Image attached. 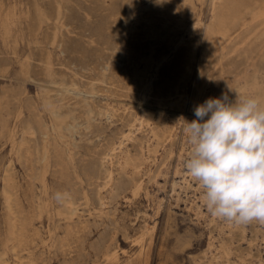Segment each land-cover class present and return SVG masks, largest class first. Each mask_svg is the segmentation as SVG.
Masks as SVG:
<instances>
[{"label":"rangeland","instance_id":"obj_1","mask_svg":"<svg viewBox=\"0 0 264 264\" xmlns=\"http://www.w3.org/2000/svg\"><path fill=\"white\" fill-rule=\"evenodd\" d=\"M168 1L16 0V11L3 13L0 88L10 84L21 88L25 97L36 102L47 131L36 164L22 162L19 142L27 110L22 105L12 113L16 123L12 142L9 148L0 146V251H7V261L0 264H17L20 255L29 257V253L18 250L20 245L31 251L35 264H258L259 258L264 260V224L236 226L211 216L203 206L202 190L183 164L190 153L184 120L195 119L197 105L222 93L231 99L236 94L244 98L256 96L264 104V17L248 22L236 34L212 36L217 40L213 41L205 31L206 23L215 15L211 0ZM8 3L0 0L2 12ZM192 23L195 27H191ZM48 39L52 45L47 47ZM12 58L17 62H12ZM51 78L72 81L75 85L64 86L68 92L61 91V86L52 83ZM44 86L54 91L47 94ZM109 107L117 109L112 119L106 116ZM143 113L142 125L137 124L129 133L131 138L125 140L132 161L124 169V177L133 174L132 184L143 181L140 194H131L129 190L101 206L90 197L88 182L82 174V159L99 160L101 148L118 144L123 134L129 132V124ZM54 141L64 153L63 164L56 162ZM8 165H12L10 171L21 185L23 211L32 220V225L17 239H11L12 228H4L5 213L1 210L3 175ZM64 178H73L85 195L89 210L82 211L80 207L83 215L79 226L59 221L57 209L63 203L56 201L55 194L66 183ZM59 239L63 240L64 248L60 247ZM98 241L100 244L103 241V251L118 253L117 258L105 261L96 248Z\"/></svg>","mask_w":264,"mask_h":264},{"label":"bare ground","instance_id":"obj_2","mask_svg":"<svg viewBox=\"0 0 264 264\" xmlns=\"http://www.w3.org/2000/svg\"><path fill=\"white\" fill-rule=\"evenodd\" d=\"M6 1V0H5ZM147 1V0H146ZM170 1V0H169ZM168 1V2H169ZM181 1V0H180ZM193 1V0H191ZM190 1V2H191ZM8 4L7 7L4 9V11L2 12L0 9V20L4 17L3 13L6 12V10L9 11H16V0H8ZM11 2L15 3V5H12ZM174 2V1H173ZM177 2V1H176ZM189 2V3H190ZM203 3V2H202ZM184 4V2H183ZM191 4V3H190ZM211 4L213 5L214 12V18L211 19V22L206 23V27L207 30L206 34L208 33L209 35V39H212V36H218V37H226L225 35H233L236 34L239 29H243L244 25L248 24V22L250 21H255L258 20L262 17H264V0H211ZM57 5V4H56ZM172 5V3H171ZM193 5V4H192ZM34 6V5H33ZM168 6V5H167ZM175 6V5H174ZM179 6V5H178ZM58 7V6H57ZM162 7V6H161ZM166 7V6H165ZM164 7V8H165ZM177 7V6H176ZM175 7V8H176ZM181 7V6H180ZM185 7V6H183ZM190 7V6H189ZM61 7H58V9ZM159 8L158 6L156 7V9ZM168 8V7H167ZM187 8V7H186ZM193 8V7H192ZM33 9V8H32ZM160 9V8H159ZM188 9V8H187ZM62 10V9H61ZM164 10V9H163ZM168 10V9H167ZM33 11V10H32ZM57 11V10H56ZM71 11V10H70ZM157 11V10H155ZM182 11V10H181ZM44 12V11H43ZM48 12V11H47ZM61 12V11H60ZM175 12V11H174ZM150 13V12H149ZM158 13V12H157ZM213 13V11H212ZM46 14V13H45ZM159 14H162V12H160ZM43 15V14H42ZM171 15V13H170ZM189 15V14H188ZM37 16V15H36ZM45 16V15H44ZM43 16V17H44ZM148 16V15H147ZM190 16V15H189ZM71 17V16H70ZM153 17V16H152ZM171 17V16H170ZM180 17V16H179ZM186 17V16H185ZM165 18V17H164ZM178 18V17H177ZM179 19V18H178ZM177 19V20H178ZM154 20V19H153ZM181 20V19H180ZM179 20V21H180ZM191 20V19H190ZM34 21V20H33ZM182 21V20H181ZM180 21V22H181ZM185 21V20H184ZM259 21V20H258ZM60 22V21H59ZM164 22V21H163ZM170 22V20H169ZM205 22V21H204ZM47 23V22H46ZM51 23V22H50ZM140 23V22H139ZM151 23V22H150ZM159 23V22H158ZM176 23V21H175ZM201 23V22H200ZM161 24V23H160ZM182 24V23H181ZM180 24V25H181ZM203 24V23H202ZM34 25V24H33ZM39 25V24H38ZM47 25V24H46ZM58 25V24H57ZM56 25V26H57ZM152 25V24H151ZM169 25V24H168ZM183 25V24H182ZM251 25V24H250ZM60 26V25H59ZM172 27V25H169ZM190 26V25H189ZM205 26V25H204ZM203 26V27H204ZM58 27V26H57ZM153 27V26H152ZM164 27V26H163ZM167 27V26H166ZM176 27V26H175ZM191 27H195V25H191ZM65 28V27H64ZM150 28V26H149ZM161 28V26H160ZM159 28V29H160ZM190 28V27H189ZM260 28H262L260 26ZM259 28V29H260ZM59 29V28H58ZM155 29V28H154ZM158 29V30H159ZM165 29V28H164ZM248 29V28H247ZM258 29V28H256ZM55 30V29H54ZM57 30V29H56ZM152 30V29H151ZM166 30V29H165ZM169 30V29H168ZM179 30V29H178ZM204 30V29H203ZM255 30V29H254ZM50 31V30H49ZM147 31V30H146ZM191 31V30H189ZM258 31V30H257ZM48 32V31H47ZM51 32V31H50ZM56 32V31H55ZM155 32V31H153ZM167 32V31H166ZM203 32V31H202ZM61 33V32H58ZM169 33V32H168ZM192 33V32H191ZM200 33V32H199ZM54 34V33H52ZM159 34V33H158ZM157 34V36H158ZM254 34V33H253ZM154 35V34H153ZM161 35V34H159ZM173 35V34H172ZM194 35V34H193ZM148 36V35H147ZM177 36V34H176ZM46 37L48 38V36L46 35ZM160 37V36H159ZM180 37V36H179ZM198 37V36H197ZM4 38V36L2 35V33L0 32V39L2 40ZM43 38V37H42ZM57 38V36H56ZM65 38V37H64ZM196 38V37H195ZM194 38V39H195ZM202 38V37H201ZM208 38V37H207ZM217 38V37H216ZM233 38V37H231ZM54 39V38H53ZM163 39V38H162ZM166 39V38H165ZM183 39V37H182ZM190 39V38H189ZM188 39V40H189ZM223 39V38H222ZM226 39V38H225ZM44 40V39H43ZM51 39H48L47 41L45 40V45L48 47L49 44H51L50 42ZM169 40V39H168ZM173 40V39H172ZM176 40V39H174ZM173 40V41H174ZM213 40V39H212ZM239 40V39H238ZM248 40V39H247ZM258 40V39H257ZM36 41V38H35ZM52 41V40H51ZM63 41V40H62ZM204 41V40H203ZM213 41H217V40H213ZM224 41V39H223ZM56 42V41H55ZM59 42V41H57ZM56 42V43H57ZM44 42H41V44ZM170 43V42H169ZM184 43V42H183ZM58 44V43H57ZM56 44V45H57ZM174 44V43H173ZM178 44V43H177ZM187 44V43H186ZM214 44V43H213ZM257 44V43H256ZM44 45V44H43ZM52 45V44H51ZM55 45V43H54ZM61 45V44H60ZM58 45V46H60ZM193 45V44H192ZM216 45V42H215ZM169 46V45H168ZM180 46V45H179ZM201 46V45H200ZM203 46V45H202ZM214 46V45H212ZM246 46V44L244 45ZM257 46V45H256ZM255 46V47H256ZM177 47V46H175ZM207 47H209V42L207 43ZM216 47V46H215ZM238 47V46H237ZM240 47V46H239ZM264 47V46H263ZM3 48V46H2ZM181 48V47H180ZM179 48V49H180ZM212 48V47H211ZM48 49V48H47ZM63 49V48H62ZM61 49V50H62ZM196 49V47H195ZM207 49V48H206ZM209 50V49H207ZM218 49V48H217ZM40 50V49H39ZM173 50V49H172ZM213 50V49H212ZM212 50L210 52H212ZM238 50V49H237ZM254 50V49H253ZM257 50V49H256ZM44 51V49L42 50V52ZM47 51V50H46ZM221 51V50H220ZM242 51V50H241ZM45 52V51H44ZM62 52V51H61ZM65 52V51H64ZM195 52V51H194ZM245 52V51H244ZM215 53V52H214ZM220 53V52H219ZM239 53V52H238ZM250 53V52H249ZM248 53V54H249ZM255 53V52H254ZM258 53V52H257ZM63 54V53H62ZM66 54V53H65ZM71 54V53H70ZM162 54V53H161ZM181 54V53H180ZM223 54V53H222ZM230 54V53H229ZM246 54V52H245ZM44 55V54H43ZM196 55V54H195ZM244 55V54H242ZM247 55V54H246ZM254 55V54H253ZM37 56V54H36ZM55 56V55H54ZM53 56V57H54ZM179 56V55H178ZM205 56V55H203ZM245 56V55H244ZM70 57V56H69ZM209 57V56H208ZM252 57V56H251ZM55 58V57H54ZM159 58V57H158ZM214 58V57H213ZM247 58V57H246ZM257 58V57H256ZM39 59V58H38ZM48 59V58H47ZM56 59V58H55ZM204 59V58H203ZM69 60V58H68ZM165 60V59H164ZM260 60V59H259ZM12 62H17L16 60H14L13 58L11 59ZM71 61V60H70ZM73 61V60H72ZM160 61V60H158ZM5 62V61H4ZM54 62V61H53ZM56 62V60H55ZM61 62V61H60ZM7 63V62H6ZM77 63V62H76ZM248 63V61H247ZM56 64V63H55ZM74 64V63H73ZM79 64V63H77ZM83 64V63H82ZM1 65V64H0ZM43 65V64H42ZM4 66V65H3ZM71 66V65H70ZM192 66V65H191ZM1 67V66H0ZM75 67V66H74ZM80 68L82 66H79ZM262 67V66H261ZM53 68V66H52ZM65 68V67H64ZM77 68V67H76ZM161 68V67H160ZM181 68V67H180ZM192 68V67H191ZM42 69V68H41ZM44 69V68H43ZM59 69V68H58ZM68 69V68H67ZM93 69V68H92ZM2 70V69H1ZM78 70V69H77ZM159 70V69H158ZM257 70V69H256ZM262 70V69H261ZM260 70V72H261ZM86 71V70H85ZM34 72V71H33ZM73 72V71H72ZM75 72V71H74ZM78 72V71H77ZM81 72V71H80ZM88 73V72H87ZM148 74V73H147ZM156 74V73H155ZM191 74V73H190ZM255 74V72H254ZM39 75V74H38ZM179 75V74H178ZM87 76V75H85ZM154 76V75H153ZM250 76V75H249ZM105 77V76H104ZM179 77V76H178ZM181 78H183L182 76H180ZM84 78V77H83ZM86 78V77H85ZM89 78V77H88ZM95 78V77H94ZM93 78V79H94ZM259 78V77H258ZM17 79V78H16ZM92 79V78H91ZM90 79V80H91ZM108 79V78H107ZM148 79V78H147ZM71 80V79H70ZM96 80V79H95ZM247 80V79H246ZM12 81V80H11ZM44 81V80H42ZM50 81L52 83H54L55 85L61 86V91L66 90V92L69 91V89H65L64 86L66 87H71L73 85H75V83L71 82H66V81H55L53 78L50 79ZM145 81V80H144ZM148 81V80H147ZM95 82V81H94ZM93 82V83H94ZM154 82V80H153ZM151 82V83H153ZM245 82V81H244ZM25 83V82H24ZM91 83V82H89ZM105 83V82H104ZM108 83V82H107ZM129 83V82H128ZM16 84V83H15ZM22 84V83H20ZM26 84V83H25ZM46 83H44L43 85H45ZM114 84V83H113ZM112 84V85H113ZM143 84V83H142ZM147 84V83H146ZM246 84V83H245ZM86 85V84H85ZM84 85V86H85ZM97 85V83L95 84ZM110 85V84H108ZM17 85H9L7 87H3L0 88V146L2 147H6L9 148V145L12 142L13 139V130L14 127L16 125L15 121H14V115L12 114L15 110H18L22 105L23 108H25L27 110V118L24 120L23 122V127H22V134H21V140L19 142V155H20V159L22 162H26V163H31L33 164L35 161L38 160V155L40 154L42 145H41V141L44 139V137L46 136V131H47V126L46 124L39 118V112H38V106L36 104V102L31 99L30 97H25L26 95H23V93L21 92V88H17ZM134 86V85H133ZM151 86V85H150ZM176 86V84H175ZM21 87V86H20ZM41 87V86H40ZM57 87V86H56ZM83 87V85H82ZM102 87V86H101ZM100 87V88H101ZM105 87V86H104ZM152 87V86H151ZM172 87V86H171ZM262 87V86H261ZM74 88V87H73ZM72 88V89H73ZM89 88V87H88ZM112 88V86H111ZM110 88V89H111ZM130 88V87H129ZM132 88V87H131ZM244 88V87H243ZM105 89V88H104ZM115 89V88H114ZM239 89V88H238ZM237 89V90H238ZM257 89V88H256ZM259 89V87H258ZM43 90L48 94L51 91H54L53 89L50 88H46L45 86L43 87ZM57 90V89H56ZM85 91V89H83ZM97 90V89H96ZM100 90V89H99ZM102 90V89H101ZM136 90V87H135ZM161 91H163L162 89H160ZM240 90V89H239ZM260 90V89H259ZM263 90V89H262ZM104 91V90H102ZM113 91V89H112ZM142 91V88H141ZM150 91V88H149ZM249 91V88H248ZM79 92V90H78ZM89 92V91H88ZM87 92V93H88ZM134 92V90L132 91ZM139 92V90H138ZM137 92V95H138ZM182 92V91H181ZM236 92V91H235ZM258 92V91H257ZM71 93V92H70ZM90 93V92H89ZM100 93V92H99ZM135 93V92H134ZM249 93V92H248ZM53 94V93H52ZM59 94V93H58ZM68 94V93H67ZM130 94V93H129ZM140 94V93H139ZM159 94H162L161 92H159ZM253 94V92H252ZM251 94V95H252ZM256 94V93H255ZM51 95V94H50ZM57 95V94H56ZM70 95V94H69ZM144 95V94H143ZM158 95V94H157ZM176 95V94H175ZM260 95V94H259ZM47 96V95H46ZM55 96V95H54ZM62 96V95H61ZM88 96V95H87ZM91 96V95H90ZM93 96V95H92ZM140 96V95H139ZM149 96V95H148ZM180 96V95H179ZM201 96V95H200ZM253 96V95H252ZM143 97V96H142ZM146 97V96H145ZM157 97V96H155ZM160 97V96H159ZM158 97V98H159ZM169 97V96H168ZM173 97V96H172ZM254 97V96H253ZM256 97V96H255ZM157 98V100H158ZM262 98V97H261ZM264 98V96H263ZM48 101L50 98H47ZM145 99V98H144ZM162 99V97H161ZM169 99V98H168ZM171 99V98H170ZM198 99V98H197ZM149 100V99H148ZM262 100V99H260ZM264 100V99H263ZM161 101V100H160ZM74 102V101H73ZM72 102V104H73ZM91 102V101H90ZM75 103V102H74ZM92 103V102H91ZM263 103V102H262ZM49 104V103H48ZM83 104V103H82ZM148 104V103H147ZM173 104V103H172ZM171 104V105H172ZM91 105V104H90ZM140 106V105H139ZM147 106V105H146ZM67 107H69L67 105ZM88 107V106H87ZM149 107V106H148ZM90 108V107H89ZM88 108V109H89ZM103 108V107H102ZM130 108V107H129ZM147 108V107H146ZM71 109H73L71 107ZM94 109V108H92ZM106 109V108H105ZM74 110V109H73ZM77 110V108L75 109ZM101 110V108H100ZM140 110V109H139ZM142 110V108H141ZM149 110V109H148ZM99 111V110H98ZM145 111V110H144ZM53 112V111H52ZM59 112V111H58ZM75 112V111H74ZM84 112V111H83ZM88 112V110H87ZM96 112V111H95ZM100 112V111H99ZM102 112V111H101ZM123 112V111H122ZM143 112V111H142ZM66 113V112H63ZM121 113V112H120ZM128 113V111H127ZM51 114V113H50ZM61 114V113H60ZM69 114V113H68ZM97 114V113H96ZM135 114V113H134ZM13 115V116H12ZM99 115V113L97 114V116ZM102 115V114H101ZM117 115V109H115L114 107H109L106 110V116L108 119H112V117H115ZM125 115V114H123ZM128 115V114H127ZM155 115V114H154ZM153 115V116H154ZM52 116V115H51ZM56 116H58L56 114ZM120 116V115H119ZM133 116V115H132ZM63 117V116H62ZM149 117V116H148ZM151 117V116H150ZM156 117V115H155ZM93 118V117H92ZM95 118V116H94ZM145 118V113H143L141 116L137 117L134 119V122L131 124H129V128H128V133L123 134L122 139L120 138L118 144L116 145H110L111 147H106L108 144H106V148L100 150V154H99V160L97 159V161H94L91 157L90 158H84L82 159L84 161V167H83V173L84 174V179L87 180L88 182V191L90 194V197L94 200V202L96 201L99 205L104 206L106 204H108L111 200H114L115 198H118L120 196V194H125L128 193V191L130 190L131 194H138L140 192V190L143 187V181L139 180L136 181L135 183L132 184L133 181V177L132 175H129L125 178L124 177V169L128 168V166L130 167V161L131 157H130V153L128 152V145L127 143H125V140H129L132 136V134H129L130 132H133V128L135 126H137V124H141L143 123ZM74 119V118H73ZM78 119V117H77ZM76 119V120H77ZM107 119V120H108ZM119 119V118H118ZM148 119V118H147ZM157 119V118H156ZM155 119V120H156ZM79 120V119H78ZM91 120H95V119H91ZM115 120V119H114ZM122 120V119H121ZM129 120V119H128ZM85 121V120H83ZM151 121V120H150ZM89 122V121H87ZM158 122V121H157ZM82 123V122H81ZM125 123V122H124ZM150 123V122H149ZM109 124V123H108ZM123 124V123H122ZM128 124V123H127ZM128 126V125H127ZM140 126V125H139ZM155 126V125H154ZM157 126V125H156ZM159 126V125H158ZM82 127V126H80ZM100 127V126H99ZM160 127V126H159ZM71 128V127H70ZM121 128V127H120ZM136 128V127H135ZM140 128V127H139ZM144 128V127H143ZM157 128V127H156ZM161 128V127H160ZM87 129V128H86ZM151 129V128H150ZM175 129V128H174ZM178 129V128H177ZM88 130V129H87ZM102 130V129H101ZM154 130V129H153ZM152 130V131H153ZM156 130V129H155ZM103 131V130H102ZM105 131V130H104ZM159 131V130H158ZM96 132V131H95ZM100 132V131H99ZM121 133V132H120ZM135 133V132H134ZM153 133V132H152ZM151 133V134H152ZM157 133V131H156ZM114 134V133H113ZM163 134V133H162ZM108 135V134H107ZM115 135V134H114ZM154 135V134H153ZM159 135V134H158ZM161 135V134H160ZM101 136V135H100ZM113 136V135H112ZM111 136V137H112ZM117 136V135H116ZM152 136V135H151ZM172 136V135H171ZM106 137V136H105ZM118 137V136H117ZM155 137V136H154ZM164 137V136H163ZM98 138V137H95ZM109 138V137H108ZM119 138V137H118ZM135 138V137H134ZM156 138V137H155ZM173 138V137H172ZM101 140V139H100ZM155 140V139H154ZM163 140V139H162ZM107 141V140H106ZM118 141V140H117ZM133 141V140H131ZM116 142V141H115ZM156 142V141H155ZM94 143V142H93ZM108 143V142H107ZM111 143V141H110ZM152 143V142H151ZM175 143V142H174ZM101 144V143H99ZM112 144H114L112 142ZM150 144V143H149ZM53 152L56 158V162L58 164H63L65 162V156L64 153L60 147V145L54 141L53 142ZM87 145V144H86ZM83 146V144H82ZM75 147V146H74ZM101 147V145H100ZM86 150V149H85ZM99 152V151H98ZM151 155V154H150ZM154 155V154H153ZM83 157V155L81 156ZM80 157V159H81ZM85 157V156H84ZM98 158V157H97ZM134 160V159H133ZM137 160V159H136ZM162 160V159H161ZM53 161V159H52ZM135 162V161H134ZM82 163V162H81ZM145 163V162H144ZM159 163V162H158ZM12 164V163H10ZM36 164V163H34ZM136 164V163H135ZM134 164V165H135ZM80 165V164H79ZM137 165V164H136ZM179 166V165H178ZM14 167V166H13ZM135 167V166H134ZM136 168V167H135ZM12 169V165H8L6 168V174L4 177V186L2 188V208L1 210L4 211L5 215L3 216L4 218V222H3V226L5 229L7 228H12L13 231L11 232V239H17L19 237L23 236L24 231L28 228V226L32 225V220H28V218L26 217V214L23 211V195H22V191H21V185L18 182V179L16 178V175L11 172L10 170ZM133 169V168H132ZM138 169V168H137ZM140 169V168H139ZM136 170V169H135ZM5 171V170H4ZM11 173H10V172ZM140 171V170H139ZM82 172V171H81ZM128 172V171H127ZM133 173V172H132ZM187 173V172H186ZM55 175V174H54ZM137 175V174H136ZM187 176V175H185ZM67 177H69L67 175ZM161 177V176H160ZM185 178V177H184ZM30 179V178H29ZM65 179V178H64ZM3 180V179H2ZM66 183L63 184V186L61 187L60 191L61 193L65 194V198L63 199V201H60L63 203L62 207L57 209L58 210V216H59V221L62 222V220H64L66 222L67 225L70 226H79L81 223V219H82V212L80 211V207H82V211L85 210H89L87 209L86 206V202H85V195L84 193L81 191L80 187L77 185V182L71 178V179H65ZM84 180V181H85ZM185 180L187 181V178H185ZM190 180V179H189ZM188 180V181H189ZM35 181V180H34ZM185 181V182H186ZM187 183V182H186ZM178 184V183H177ZM185 186V184H184ZM196 186V185H195ZM192 187V186H191ZM60 188V187H59ZM200 188V187H199ZM58 189V188H57ZM146 190V189H145ZM202 192V191H201ZM140 194V193H139ZM202 194V193H201ZM123 196V195H121ZM44 197V196H43ZM128 197V196H125ZM139 197V196H138ZM179 197V196H178ZM133 198V197H132ZM131 198V199H132ZM57 201V200H56ZM186 201V200H185ZM199 201V200H198ZM197 202V201H196ZM201 202V201H200ZM39 203V202H38ZM96 203V204H97ZM195 203V202H194ZM199 203V202H198ZM197 204V203H196ZM195 204V205H196ZM161 205V204H160ZM187 205V204H186ZM193 205V204H192ZM202 205V204H201ZM93 206V205H92ZM194 206V205H193ZM100 207V206H99ZM200 205L197 206V209L199 210ZM203 207V206H202ZM195 208L196 207H192ZM93 210V209H92ZM109 210V209H108ZM51 211V210H50ZM201 211V209H200ZM198 212V211H197ZM200 213V212H199ZM12 215V218H8V215ZM146 214V213H145ZM144 214V215H145ZM154 215V214H153ZM197 215V214H196ZM74 216H78V219L75 220ZM204 217V216H203ZM208 218V217H206ZM198 220V219H197ZM144 221V220H143ZM59 222V223H60ZM80 222V223H79ZM154 222V221H152ZM218 222V221H217ZM145 223V222H144ZM10 224L12 226H10ZM79 224V225H78ZM147 224L148 221H147ZM145 225V224H144ZM219 225V224H217ZM223 225V224H222ZM226 225V224H225ZM234 225V224H233ZM255 225V224H254ZM59 226V224H58ZM57 226V227H58ZM154 226V225H153ZM229 226V225H228ZM231 226V225H230ZM256 226V225H255ZM222 227V226H221ZM235 227V226H234ZM261 227V226H260ZM107 228V227H106ZM58 229V228H56ZM63 229V228H62ZM65 229V228H64ZM143 229V228H142ZM147 229H150V226H148ZM218 229V228H217ZM233 229V228H232ZM246 229V227H245ZM260 229V228H259ZM262 229V228H261ZM228 229H226L225 231L227 232ZM111 231V230H110ZM217 231V230H216ZM106 232V231H103ZM64 233V232H63ZM108 233H110L108 231ZM108 233H105L106 235ZM116 233V232H115ZM245 233V232H244ZM251 233V232H250ZM104 234V235H105ZM258 233L256 232V237ZM110 235V234H109ZM109 235H107V237H109ZM224 235V234H223ZM217 236V235H216ZM219 236V235H218ZM247 236V235H246ZM43 237V236H42ZM211 237V236H210ZM214 237V236H213ZM212 237V238H213ZM35 238V237H34ZM101 238V236H100ZM245 238V237H244ZM258 238V237H257ZM264 238V237H263ZM10 239V238H9ZM102 239V238H101ZM141 239V238H140ZM246 239V238H245ZM248 239V238H247ZM100 240V239H99ZM107 240V239H105ZM216 240V239H215ZM60 242V247L64 248L65 244L63 242L62 239H59ZM103 242V241H102ZM100 244V242L98 241L99 245L96 247L98 248V253H102L104 256L105 261L107 262H111L113 260H115L118 256V253H107L106 251L102 250V247L104 248V244ZM141 242V241H140ZM214 242V240L212 241ZM219 242V241H218ZM116 243V242H115ZM114 243V244H115ZM216 243V242H215ZM56 244V243H55ZM111 245V244H110ZM109 245V246H110ZM209 245V244H208ZM217 245V244H216ZM215 245V246H216ZM14 246V245H13ZM70 246V245H69ZM114 246V245H113ZM18 250L20 251H25L26 253H29V257L27 256H17L18 260H16L17 264H35L34 259L32 258V253L31 251L27 248V246H17ZM16 247V248H17ZM55 248V247H54ZM113 248V247H111ZM110 248V249H111ZM209 248H211V245L209 246ZM216 248V247H215ZM219 248V247H218ZM107 249V248H106ZM255 248H253L254 250ZM164 250V249H163ZM213 250H214V245H213ZM217 250V249H216ZM14 252V251H13ZM222 252V251H221ZM64 253V252H63ZM214 253V251H213ZM216 253V252H215ZM219 253V252H218ZM254 253V252H253ZM205 254V253H204ZM7 251H0V262H5L7 261ZM170 255V254H169ZM208 257V254H206ZM249 254H247L248 256ZM210 256V255H209ZM212 256V255H211ZM219 256V255H218ZM217 256V257H218ZM245 256V255H244ZM263 256V255H262ZM200 257V256H199ZM206 257V256H205ZM206 257V258H207ZM222 257V256H220ZM219 257V258H220ZM229 257V256H228ZM232 257V256H231ZM250 257V256H249ZM210 258V257H209ZM263 258V257H262ZM262 258H259L258 260V264H263L264 260ZM218 259V258H217ZM255 259V258H254ZM199 260V259H198ZM207 260V259H206ZM205 260V261H206ZM242 261V260H241ZM207 262V261H206ZM213 262V261H212ZM228 262V261H227ZM229 263V262H228ZM256 263V260H255ZM212 264V263H211ZM218 264V263H217ZM222 264V263H221ZM244 264V262L242 263Z\"/></svg>","mask_w":264,"mask_h":264},{"label":"clouds","instance_id":"obj_3","mask_svg":"<svg viewBox=\"0 0 264 264\" xmlns=\"http://www.w3.org/2000/svg\"><path fill=\"white\" fill-rule=\"evenodd\" d=\"M231 90V89H230ZM185 122L190 153L184 168L218 220L264 224V104L256 97H209ZM65 194L57 192L60 202Z\"/></svg>","mask_w":264,"mask_h":264}]
</instances>
